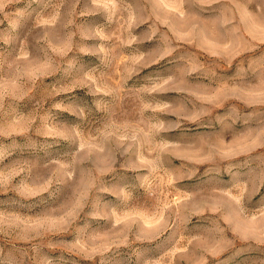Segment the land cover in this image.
I'll list each match as a JSON object with an SVG mask.
<instances>
[{"label": "rangeland", "instance_id": "obj_1", "mask_svg": "<svg viewBox=\"0 0 264 264\" xmlns=\"http://www.w3.org/2000/svg\"><path fill=\"white\" fill-rule=\"evenodd\" d=\"M0 264H264V0H0Z\"/></svg>", "mask_w": 264, "mask_h": 264}]
</instances>
